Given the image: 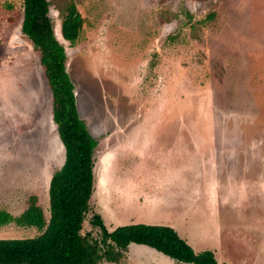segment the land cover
<instances>
[{"label":"rangeland","instance_id":"374dc122","mask_svg":"<svg viewBox=\"0 0 264 264\" xmlns=\"http://www.w3.org/2000/svg\"><path fill=\"white\" fill-rule=\"evenodd\" d=\"M48 1L97 141L90 210L108 230L173 223L218 264H264V0ZM69 3L83 18L73 44L60 33ZM22 5L0 0V211L17 217L33 196L47 220L64 149ZM91 211L83 232L98 238ZM38 234L0 225L1 239ZM135 249L114 247L96 264H180Z\"/></svg>","mask_w":264,"mask_h":264},{"label":"trees","instance_id":"16d2710c","mask_svg":"<svg viewBox=\"0 0 264 264\" xmlns=\"http://www.w3.org/2000/svg\"><path fill=\"white\" fill-rule=\"evenodd\" d=\"M22 2L21 32L39 54L51 91L52 118L64 149V160L52 172L48 183L47 220L33 196L17 217L0 211V225L12 221L39 231L30 238H0V264H96L109 249L126 250L129 244L147 246L179 263L218 264L211 250L195 253L171 227L128 224L108 230L99 214L90 210L97 141L78 115L64 48L56 39L48 16L49 1ZM82 25L83 18L76 6L69 3L61 17V37L73 44ZM90 211L88 223L99 229L98 238L83 232V222Z\"/></svg>","mask_w":264,"mask_h":264},{"label":"crops","instance_id":"0c3cea01","mask_svg":"<svg viewBox=\"0 0 264 264\" xmlns=\"http://www.w3.org/2000/svg\"><path fill=\"white\" fill-rule=\"evenodd\" d=\"M159 225H166V226H168V227H171V228H173L177 233H178V235L180 236V234H179V232H178V229H177V226L175 225V224H163V223H161V224H159ZM181 237V236H180ZM182 238V237H181ZM183 239V238H182ZM184 240V239H183ZM135 246H136V249L137 250H143V251H147V252H155V250H153V249H151V248H149V247H147V246H144V245H137V244H134ZM135 249V250H136Z\"/></svg>","mask_w":264,"mask_h":264},{"label":"flooded vegetation","instance_id":"af4514ba","mask_svg":"<svg viewBox=\"0 0 264 264\" xmlns=\"http://www.w3.org/2000/svg\"><path fill=\"white\" fill-rule=\"evenodd\" d=\"M186 242V241H185ZM187 243V242H186ZM149 253V255L150 256H154L155 254H160L159 255V257H157L161 262L163 261V262H165V260L166 261H169V260H172V259H169L167 256H165V255H163V254H161V253H159V252H157V251H155V252H148ZM162 256V257H161ZM165 258V259H164ZM172 262H175V261H173L172 260ZM177 263H179V262H177ZM180 264H191V263H180ZM222 264H224V263H222Z\"/></svg>","mask_w":264,"mask_h":264}]
</instances>
